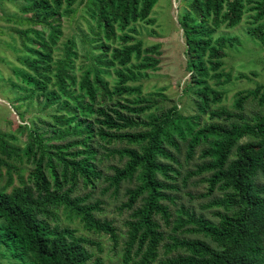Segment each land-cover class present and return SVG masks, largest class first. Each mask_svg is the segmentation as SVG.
Instances as JSON below:
<instances>
[{
    "label": "trees",
    "instance_id": "obj_1",
    "mask_svg": "<svg viewBox=\"0 0 264 264\" xmlns=\"http://www.w3.org/2000/svg\"><path fill=\"white\" fill-rule=\"evenodd\" d=\"M23 1L16 23L25 28L15 31L30 55L19 58V76L60 114L43 132L19 125L29 130L23 147L0 130V171L8 177L0 184V264H104L90 248L100 242L59 215L117 245L119 228L94 195L119 197L123 187L125 264H264V84L238 91L232 108L221 104L218 86L232 80L227 48L240 40L216 35L247 17L249 33L264 44V0H179L190 74L183 91L195 113L145 96L137 83L161 63V44L146 46L135 27L155 25L159 0ZM82 4L98 54L77 75L75 42L62 57L54 47L63 17ZM250 98L261 110L248 117ZM25 160L30 166L20 165Z\"/></svg>",
    "mask_w": 264,
    "mask_h": 264
},
{
    "label": "rangeland",
    "instance_id": "obj_2",
    "mask_svg": "<svg viewBox=\"0 0 264 264\" xmlns=\"http://www.w3.org/2000/svg\"><path fill=\"white\" fill-rule=\"evenodd\" d=\"M23 0H0V130L14 134L17 138L12 141L18 147H23L28 142V129H21L19 125L27 124L30 128L39 129L41 132L48 130L47 121H52L53 116L60 114L59 104L46 108L44 106L45 97L37 99V93L31 95L29 87L19 76V70L23 69L19 58L28 56L26 46L23 44L15 28H25L16 23V20L25 16L20 11ZM179 0H159L153 9L152 16L156 19L155 25H148L143 22L135 24L138 38L144 44H161L162 55L159 69L150 70L148 74L141 76L137 83L142 84L143 94L150 96L166 106L177 104L184 113H195V106L191 97L184 93L183 87L190 79L189 71L186 67L185 41L183 30L178 22ZM82 4L75 17L65 15L62 23V36L54 47V56L62 57L64 47L69 40L76 44L77 58L75 71L77 75L82 73V67L86 63L92 62V54H98L94 48L95 38L90 25H94L89 14ZM248 18L234 27H221L216 35L225 34L237 36L239 44L227 48L228 56L225 58V69L232 74V80L225 85L218 86L224 90L225 97L222 105L232 108L235 95L240 90L253 89L257 84H264V44L255 39L248 31ZM30 46V43H27ZM113 71V70H112ZM246 74V77H239ZM116 75L113 71L110 84L114 83ZM28 88V91L25 89ZM161 90L163 96L152 94ZM261 108L258 102L250 98L246 104L245 114L250 117L259 112ZM208 119V116H204ZM47 133L46 136H49ZM114 162L117 160H113ZM30 166L25 160L23 164ZM15 183L18 176L15 174ZM5 167L0 171V184L7 182ZM204 184L192 186L190 189H202ZM88 191V190H87ZM124 187L120 196L117 197L110 190L102 193L97 189L94 197L104 200V211L106 216L115 220L116 226L122 235L119 243H115L105 235L98 236L85 231L78 221H69L65 215L60 213L62 225H70L77 228L79 233L86 234L89 238L100 242L91 248L96 255L103 258L104 264H125L123 258V242L127 227L125 220L128 217L127 210H120V202L123 199ZM188 197L185 199L187 200ZM197 202V201H196ZM10 261V262H9ZM11 260L4 259L1 264H10Z\"/></svg>",
    "mask_w": 264,
    "mask_h": 264
}]
</instances>
